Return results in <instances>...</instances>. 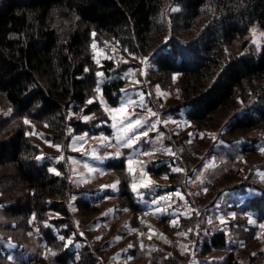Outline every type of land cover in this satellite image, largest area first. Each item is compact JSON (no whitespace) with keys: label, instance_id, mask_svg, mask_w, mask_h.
Segmentation results:
<instances>
[{"label":"trees","instance_id":"16d2710c","mask_svg":"<svg viewBox=\"0 0 264 264\" xmlns=\"http://www.w3.org/2000/svg\"><path fill=\"white\" fill-rule=\"evenodd\" d=\"M173 5L179 11H172ZM253 24L264 31V0H0V99L12 109L11 117L0 114V170L4 169L0 173V216L3 229L14 232L11 239L20 251L35 248L25 246L33 239L38 251L51 252L48 258L55 264H105L97 247L86 241L87 245L74 250L53 230L58 228L65 238L73 230L72 183L63 162L57 166V175L50 161L39 160L41 150L23 122L28 119L47 128L53 138L64 137V143L71 133L110 131L70 116V111H101L97 101L87 103L99 71L106 78L101 93L111 106L119 103L125 82L108 78L122 73L125 65L115 69L112 60L102 65L93 60V33L97 38L115 39L131 53L153 54L155 72L164 79L179 74V96L169 110L188 107L185 116L198 132L212 129L222 117L230 118L222 134L227 139L264 124V43L256 51L246 49L244 42L243 53H229L226 48L244 38ZM204 145L209 148L211 142ZM108 165L121 172L124 159ZM151 171L160 176L168 167L161 164ZM169 174L171 189L178 177ZM245 185L231 181L221 186ZM118 197L138 220L144 210L124 176ZM74 203L84 215L99 208L83 197ZM239 210H252L263 221L264 194L247 198ZM50 212L57 217H49ZM153 218L164 224L169 220L164 215ZM183 218L180 226L191 229L195 237V218ZM134 220L133 225H138ZM46 221L49 224L44 225ZM227 246V233L216 230L204 239L200 255L206 257ZM145 253L142 250L138 255L141 258ZM6 256L0 255V264H35L32 258ZM154 256L161 264H182L178 256L170 260L160 253ZM221 264H237L234 252L228 251Z\"/></svg>","mask_w":264,"mask_h":264},{"label":"rangeland","instance_id":"374dc122","mask_svg":"<svg viewBox=\"0 0 264 264\" xmlns=\"http://www.w3.org/2000/svg\"><path fill=\"white\" fill-rule=\"evenodd\" d=\"M173 7L178 8L173 5L171 9ZM254 40L256 43H253ZM244 42L246 49L257 51L264 43V31L253 24L244 38L236 39L226 47L227 51L245 52ZM93 44L96 45L95 49ZM90 53L96 63L99 61L98 65L106 60H112L115 69L125 65L122 73L108 77L124 79L120 100L116 106L106 102L99 87L106 78L105 75L98 76V87H94L89 99L97 101L101 111L87 114L70 111V116L81 121L88 116L87 121L92 127L106 126L110 131L71 133L64 143V137L55 135L53 138V132L47 128L31 121L28 125L32 141L41 150L39 160L50 161V169L57 172V166L63 162L72 183L69 206L74 213V226L64 240L65 246L80 249L87 245V241L98 248V254L105 259V264H161V259H154L155 253L168 260L172 255L178 256L182 264H221L230 250L234 252L237 264H264V229L258 227L264 220L258 221L257 214L252 210H239L247 198L264 194V152L258 150V145L264 144V124L224 139L222 134L231 120H223L222 117L218 123L211 125L212 129L198 132L185 116L188 107L169 110L179 96V74L172 75L169 80L160 77L155 72L153 54L131 53L107 36H93ZM141 100L145 107L139 106ZM122 104L125 105L123 114L111 111ZM149 108L158 115L153 117ZM8 110L9 107L0 99V114L5 118L11 117ZM241 112L239 110L237 114ZM127 116L133 120L146 118L147 122L142 121L144 128L140 131L149 130L152 124H156L154 129L149 130L148 136L142 137L131 149L119 148L115 139L120 121ZM11 121L14 123V120ZM119 134L124 135L123 132ZM207 140L211 142L209 148L204 145ZM117 151L123 153L119 158H115ZM120 158L124 159V170L117 172L108 163ZM129 159L132 160V172L128 171ZM161 164H166L168 171L158 176L151 171V167ZM89 168L94 171H89ZM175 168L181 171L176 172L173 170ZM169 173L178 177L175 187L171 189ZM123 176L129 181L131 189L135 183L140 193L137 195L133 192L139 205L145 208V211L138 213V220L118 197ZM142 179L151 181L149 188L140 187ZM231 181L236 184L246 182V185L243 188L221 186ZM216 183L218 186L213 188ZM114 184L116 187H112ZM77 197L95 203L98 210L88 215L79 213L74 203ZM160 197L165 199L160 200ZM153 201L158 203L154 204ZM163 215L168 217V223L153 218ZM49 217H57V214L50 212ZM182 217L195 218V237L189 231L191 229L180 226ZM133 220L134 223L138 221V225H133ZM2 221L0 216V255H7L8 259L16 256L26 260L32 258L35 264H55L48 258L51 252L38 251L33 239L25 246L31 244L35 248L20 251L17 243L11 239L14 232L3 229ZM47 224L49 222L46 221L44 225ZM198 224L202 226L200 229ZM53 230L59 239L63 236L58 228L53 227ZM216 230L227 233L228 246L212 250L206 257L201 256L204 239ZM245 233H251V238L245 236V239ZM142 250L146 253L140 258L138 254ZM17 251L21 254L17 255Z\"/></svg>","mask_w":264,"mask_h":264},{"label":"snow or ice","instance_id":"6c2138e0","mask_svg":"<svg viewBox=\"0 0 264 264\" xmlns=\"http://www.w3.org/2000/svg\"><path fill=\"white\" fill-rule=\"evenodd\" d=\"M171 10L172 11H179V9L175 8V7H173ZM251 31L254 32L255 30L252 29ZM92 35L95 36V33H93ZM253 43H256V41L254 40ZM92 47L95 49L96 45L93 44ZM130 55H131V53H130ZM97 63H99L98 60H97ZM85 71L87 72L88 69L86 68ZM96 75L97 76H102L103 73H97ZM96 90L99 91V88H97ZM140 95L143 96V93H141ZM93 102L94 101L92 99H89L87 101L88 104H91ZM128 103H131V101H128ZM138 104H139L140 107H145V105L143 103V100L139 101ZM11 111H12V109L10 108L8 110V113H11ZM111 111L123 114L124 111H125V105L122 104L120 107L114 108ZM148 111L151 113V115L153 117H156L158 115L155 111H152V109H150V108L148 109ZM8 113H5V115H7ZM88 119H89L88 116H84L83 117L84 121H87ZM113 119L115 120L116 117L114 116ZM142 121H144V123L147 122L146 118H144V117H139V118L133 120L131 118V116H127L123 120L120 121L118 134L116 135V138H115L116 139V144L119 146V148H129V149L134 148L136 146V144L138 143V141L142 137H147L148 136L149 130L154 129L156 127V124L154 123V124H152L151 129L140 131V129L144 128V123H142ZM23 122H24L25 125H30V121L28 119H24ZM113 127H116V125H113ZM120 132H123L124 135H120L119 134ZM105 139H107V138H105ZM258 150L264 152V144L258 145ZM143 154L144 155H149V153H143ZM122 155H123V153H121L120 151H117L115 153V158H119ZM173 170L176 171V172L181 171L180 168H175ZM51 171L55 172V174H57V175H60V173L57 172L55 169H52ZM89 171H94V169L89 168ZM128 171L129 172L133 171V169H132V160L131 159L128 160ZM143 175H146V174H143ZM150 185H151V181L144 180V179L141 180L140 187L149 188ZM102 187H105V186H102ZM112 187H116V185L114 184V185H112ZM132 190H133V192H136L137 195H140V193L138 192V189H137V185L135 183H133V185H132ZM164 199H165V197H160V200H164ZM153 203L157 204L158 201H153ZM249 222L250 223H256L254 220H249ZM258 227L264 229V223H260L258 225ZM189 231H191V230H189ZM181 235H183V233H181ZM60 239L61 240H65V237L61 236Z\"/></svg>","mask_w":264,"mask_h":264},{"label":"crops","instance_id":"0c3cea01","mask_svg":"<svg viewBox=\"0 0 264 264\" xmlns=\"http://www.w3.org/2000/svg\"><path fill=\"white\" fill-rule=\"evenodd\" d=\"M103 83V82H102ZM101 83V84H102ZM101 84L99 85V87L101 88ZM97 87H98V82H97ZM138 201V203H139V200H137ZM141 208H143L142 206H141ZM143 210L145 211V208H143Z\"/></svg>","mask_w":264,"mask_h":264}]
</instances>
